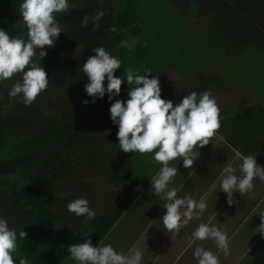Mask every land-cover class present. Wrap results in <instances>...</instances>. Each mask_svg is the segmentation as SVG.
<instances>
[{
  "label": "crops",
  "instance_id": "1",
  "mask_svg": "<svg viewBox=\"0 0 264 264\" xmlns=\"http://www.w3.org/2000/svg\"><path fill=\"white\" fill-rule=\"evenodd\" d=\"M200 26L197 17L185 30L188 40L196 39ZM192 28L196 31L191 34ZM226 40L233 44L232 49L221 57L222 63L215 69L207 66L186 77L166 69L152 73L160 78L161 95L174 103L191 91L200 93L210 89L220 108V128L209 138V144L198 150L200 155L192 167H180L179 158L169 162L178 167L170 182L179 188L178 195L187 193L199 199L208 194V207L200 219H193L176 233L163 227L160 216L164 201L153 193L149 181L160 165L151 161L148 153L120 150L115 126L108 118L110 126L105 130L95 124L92 132L66 133L56 161L61 169L60 180L55 183L57 201L48 211L51 231L30 230L31 252L25 258L27 264H76L69 258L67 246L89 236L93 244L110 243L124 253L135 246L143 253L142 264H196L192 257L196 244L217 252L212 241H195L189 246L195 226L209 221L229 237L228 255L222 250L217 252L220 264H264V237L256 232L261 222L259 213L264 211V182L254 180L251 194L234 193L231 205L219 189L221 169L228 162L234 166L239 162L237 151L256 155L257 162L264 166V102L223 75V68L228 65L224 61L232 57L233 61L239 59L245 50V43L233 38ZM252 43L249 45L258 48L257 43ZM168 76L174 79L173 85L164 82ZM77 137L79 142L75 141ZM81 196L96 212L86 223L66 208L70 200ZM16 253L17 249L12 254L14 258Z\"/></svg>",
  "mask_w": 264,
  "mask_h": 264
},
{
  "label": "trees",
  "instance_id": "2",
  "mask_svg": "<svg viewBox=\"0 0 264 264\" xmlns=\"http://www.w3.org/2000/svg\"><path fill=\"white\" fill-rule=\"evenodd\" d=\"M20 2L0 0V28L26 39ZM69 4L77 6L56 14L63 31L38 61L48 72L51 89L46 88L52 97L38 94L25 105L20 98L8 96L19 73L0 81V216L17 233H26L23 239L18 237L14 259L29 257L30 230L51 231L48 211L57 201L55 183L61 169L56 161L66 133L92 132L95 124L103 130L110 126L106 99L85 105L81 103L85 94H78L86 82L81 65L93 48L103 46L120 59L115 74L121 77L125 68L140 69L141 74L144 68L153 73L166 69L181 77L207 66L215 69L228 50L212 63L209 51L201 57L186 43L185 30L198 17L201 26L196 38L210 30L246 45L257 40L258 48L264 49V0H69ZM97 13L98 18L92 19ZM85 16L88 22L82 24ZM181 34L187 38L180 40ZM226 42L230 48L232 43ZM76 45H84L85 50L70 60Z\"/></svg>",
  "mask_w": 264,
  "mask_h": 264
},
{
  "label": "clouds",
  "instance_id": "3",
  "mask_svg": "<svg viewBox=\"0 0 264 264\" xmlns=\"http://www.w3.org/2000/svg\"><path fill=\"white\" fill-rule=\"evenodd\" d=\"M68 7L69 0H21L19 11L27 28V38L10 36L0 28V81L20 74V79L11 84L9 97H18L28 105L48 86V72L38 61L47 55V48L54 46L63 31L56 14ZM87 22L85 16L82 24ZM92 53L81 65L86 77L83 84L86 98L81 99V103L94 104L97 99H106L119 149L124 153H148L149 159L160 165L149 180L153 193L164 201L160 220L166 230L180 232L193 219H200L208 207V194L199 199L187 193L178 195L179 188L170 184L178 167L169 162L179 158L180 167L191 168L200 155L198 150L209 144V138L220 128L216 98L210 89H205L200 93L191 91L174 103L161 95L159 76L152 74L151 69L144 68L141 74L140 69L125 68L121 77L115 74L120 69L119 58L103 46L93 48ZM235 155L239 162L235 166L226 163L218 178L220 192L226 194L229 205L234 203V193L251 194L254 180L264 182V166L257 162L256 155H243L238 151ZM215 186L213 184V188ZM66 208L85 223L96 215L82 196L70 200ZM259 215L261 222L256 232L264 237V211ZM25 236L23 230L17 233L7 219L0 216V264H27L25 258L14 259L12 255L18 247V237ZM191 237L189 246L195 241H212L217 252L222 250L225 256L229 253L228 234L210 221L199 222ZM217 252L196 244L192 257L196 264H220ZM67 253L76 264H142L143 258V253L135 246L124 253L110 243L93 244L90 236L69 244Z\"/></svg>",
  "mask_w": 264,
  "mask_h": 264
},
{
  "label": "rangeland",
  "instance_id": "4",
  "mask_svg": "<svg viewBox=\"0 0 264 264\" xmlns=\"http://www.w3.org/2000/svg\"><path fill=\"white\" fill-rule=\"evenodd\" d=\"M76 6L77 5L69 4L67 10L73 9ZM170 7L175 11H179V8L173 5H171ZM197 22L200 23L199 20ZM194 28H196V26ZM195 31L196 30L192 28V31L190 30V33L192 34ZM200 34V36L197 35L196 41H190L187 39L186 43H190V45L187 44L190 47L194 46L193 50H197L198 54H200L201 57H203V52L209 51V58L212 59V63H214V60H216L215 62H217V60L222 54H224L227 50L232 49L231 47L233 44H231V47L229 48L225 36H223V38L221 36H215L211 33L210 30H206V32ZM183 38L186 39L187 37H184V35L181 34L180 40H183ZM228 38L231 39L230 37ZM192 43H195V45H191ZM253 43L256 44L257 40H253ZM256 45H258V43ZM243 47H245L244 54L241 55L239 59L233 61L234 57H232L229 58L227 61H224L228 62V65L227 67L223 68V75L233 79L235 81L234 83L237 84L240 89L244 90L245 92H248L249 94L256 97L258 100L264 102V49L246 44H243ZM84 50V45H76L74 47V55H70V60H75V53H83ZM167 78L168 79H166L164 82L171 83L173 85L174 79L170 78L169 76ZM161 80L163 79L161 78ZM48 87L51 89L50 82L48 83ZM50 94L51 93L47 92L46 88L40 93L39 97L50 98L52 97V95ZM78 94L84 95V92H78ZM54 96L56 97L55 93Z\"/></svg>",
  "mask_w": 264,
  "mask_h": 264
}]
</instances>
